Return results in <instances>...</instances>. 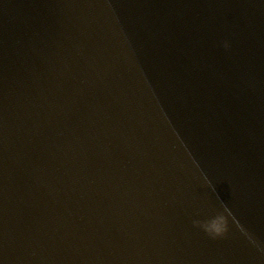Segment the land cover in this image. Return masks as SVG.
<instances>
[{
  "label": "water",
  "instance_id": "95a60500",
  "mask_svg": "<svg viewBox=\"0 0 264 264\" xmlns=\"http://www.w3.org/2000/svg\"><path fill=\"white\" fill-rule=\"evenodd\" d=\"M0 264H264V0H0Z\"/></svg>",
  "mask_w": 264,
  "mask_h": 264
},
{
  "label": "clouds",
  "instance_id": "9594fccd",
  "mask_svg": "<svg viewBox=\"0 0 264 264\" xmlns=\"http://www.w3.org/2000/svg\"><path fill=\"white\" fill-rule=\"evenodd\" d=\"M224 43H225V47H227V46H228V43H227V41H225Z\"/></svg>",
  "mask_w": 264,
  "mask_h": 264
}]
</instances>
